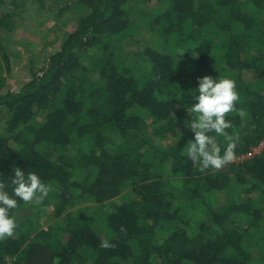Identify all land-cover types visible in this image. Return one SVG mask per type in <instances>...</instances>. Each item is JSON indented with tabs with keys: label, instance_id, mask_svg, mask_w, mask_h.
<instances>
[{
	"label": "trees",
	"instance_id": "16d2710c",
	"mask_svg": "<svg viewBox=\"0 0 264 264\" xmlns=\"http://www.w3.org/2000/svg\"><path fill=\"white\" fill-rule=\"evenodd\" d=\"M32 12L75 27L12 91ZM204 76L235 80L246 116L226 117L236 159L201 172L185 110ZM262 143L264 0H0V181L52 189L18 201L0 264H264Z\"/></svg>",
	"mask_w": 264,
	"mask_h": 264
},
{
	"label": "clouds",
	"instance_id": "9594fccd",
	"mask_svg": "<svg viewBox=\"0 0 264 264\" xmlns=\"http://www.w3.org/2000/svg\"><path fill=\"white\" fill-rule=\"evenodd\" d=\"M193 92L195 95L191 96L195 103L185 110L194 114L185 125L193 133V139L187 143V156L199 163L201 172L209 168L221 170L236 159L235 149L239 139L227 131L232 128V123L226 117L234 112H238L241 119L246 116L243 110L236 107L240 100L236 82L227 77L218 79L204 76L198 78L197 88ZM208 133L214 135L209 136ZM214 136L223 137V154ZM13 172L11 192L7 190L9 186L0 181V241L16 234L18 224L13 210L18 207V201L39 206L52 191L51 186L35 172H24L19 167H15ZM99 246L103 249L113 247L108 240L102 241Z\"/></svg>",
	"mask_w": 264,
	"mask_h": 264
},
{
	"label": "rangeland",
	"instance_id": "374dc122",
	"mask_svg": "<svg viewBox=\"0 0 264 264\" xmlns=\"http://www.w3.org/2000/svg\"><path fill=\"white\" fill-rule=\"evenodd\" d=\"M23 26L14 33V39L18 43H6L9 53L13 56L11 61L12 71L7 75V89L17 91L30 78V70L37 69L42 65L43 59L48 52L47 48L57 50L61 41L52 43V40L62 39L63 34L74 29V23L63 26L57 23L52 17H39L35 13L26 15ZM42 18H45L42 20ZM50 44V45H48ZM45 50V51H44ZM36 53L37 57H30V53ZM45 53V55H44ZM17 54V56H16ZM19 55V56H18ZM2 63L5 64L4 59Z\"/></svg>",
	"mask_w": 264,
	"mask_h": 264
},
{
	"label": "built area",
	"instance_id": "2783aa9c",
	"mask_svg": "<svg viewBox=\"0 0 264 264\" xmlns=\"http://www.w3.org/2000/svg\"><path fill=\"white\" fill-rule=\"evenodd\" d=\"M263 147H264V143H262V145L260 146V148L255 149V150L253 151V153H254V154H255V153H259V152L262 150ZM253 153H251L250 156H252Z\"/></svg>",
	"mask_w": 264,
	"mask_h": 264
}]
</instances>
